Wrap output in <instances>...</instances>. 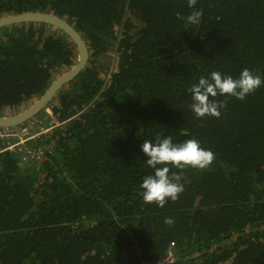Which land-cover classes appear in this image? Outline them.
<instances>
[{
    "label": "trees",
    "instance_id": "trees-1",
    "mask_svg": "<svg viewBox=\"0 0 264 264\" xmlns=\"http://www.w3.org/2000/svg\"><path fill=\"white\" fill-rule=\"evenodd\" d=\"M195 8L201 23L187 25V0H0V17L67 18L90 52L33 118L62 122L26 142L42 157L0 152V264H151L171 246L170 264H264V85L217 96L219 117H196L187 91L212 71L264 75V0ZM77 58L51 25L1 27L0 115L32 105ZM157 135L214 153L203 170L169 166L184 191L163 207L140 187L152 171L140 145Z\"/></svg>",
    "mask_w": 264,
    "mask_h": 264
},
{
    "label": "clouds",
    "instance_id": "clouds-1",
    "mask_svg": "<svg viewBox=\"0 0 264 264\" xmlns=\"http://www.w3.org/2000/svg\"><path fill=\"white\" fill-rule=\"evenodd\" d=\"M197 0H187V5L193 11L187 15V25L201 23L202 11L195 8ZM264 85V75L253 72L249 68L241 70L237 77L212 71L201 75L197 82L191 84L187 91L191 94L190 109L196 117H219L223 103L215 99L217 96H231L238 100H245L256 89ZM145 155V164L151 173L144 176L140 187L145 203L155 202L163 207L169 200L175 201L184 191L178 173L172 172L170 167L184 169L187 167L203 170L208 168L214 160V153L203 147L196 138H189L182 142H174L172 136L157 135L153 140L145 139L140 145ZM171 223V220H166Z\"/></svg>",
    "mask_w": 264,
    "mask_h": 264
},
{
    "label": "water",
    "instance_id": "water-1",
    "mask_svg": "<svg viewBox=\"0 0 264 264\" xmlns=\"http://www.w3.org/2000/svg\"><path fill=\"white\" fill-rule=\"evenodd\" d=\"M24 22L46 23L67 33L77 47L78 58L77 62L69 70L65 71L62 75L53 80L45 93L32 105L12 115H0V127H17L36 117L46 108L58 90L65 84L72 81V79H75L86 67L90 56L88 44L82 33L75 27L74 24L70 23L67 18L61 17L52 12L27 11L22 13L7 14L0 17V28Z\"/></svg>",
    "mask_w": 264,
    "mask_h": 264
},
{
    "label": "built area",
    "instance_id": "built-area-1",
    "mask_svg": "<svg viewBox=\"0 0 264 264\" xmlns=\"http://www.w3.org/2000/svg\"><path fill=\"white\" fill-rule=\"evenodd\" d=\"M27 125L23 127H0V152L5 150L24 151V159L41 158L43 150L38 147L36 150L25 146L26 142L50 131L52 128L60 125L56 119H52L49 126L40 125L38 119L27 121ZM174 258L172 246L166 254L159 255L158 259L151 264H170Z\"/></svg>",
    "mask_w": 264,
    "mask_h": 264
},
{
    "label": "rangeland",
    "instance_id": "rangeland-1",
    "mask_svg": "<svg viewBox=\"0 0 264 264\" xmlns=\"http://www.w3.org/2000/svg\"><path fill=\"white\" fill-rule=\"evenodd\" d=\"M113 55V54H112ZM8 113H11V112H8Z\"/></svg>",
    "mask_w": 264,
    "mask_h": 264
}]
</instances>
